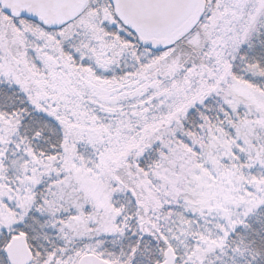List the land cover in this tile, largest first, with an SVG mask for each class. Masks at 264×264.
I'll return each mask as SVG.
<instances>
[{"label":"snow or ice","instance_id":"6c2138e0","mask_svg":"<svg viewBox=\"0 0 264 264\" xmlns=\"http://www.w3.org/2000/svg\"><path fill=\"white\" fill-rule=\"evenodd\" d=\"M0 264H264V0H0Z\"/></svg>","mask_w":264,"mask_h":264}]
</instances>
